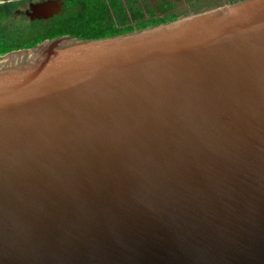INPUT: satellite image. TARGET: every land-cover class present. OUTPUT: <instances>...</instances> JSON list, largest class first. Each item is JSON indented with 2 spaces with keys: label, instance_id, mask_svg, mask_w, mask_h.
<instances>
[{
  "label": "water",
  "instance_id": "95a60500",
  "mask_svg": "<svg viewBox=\"0 0 264 264\" xmlns=\"http://www.w3.org/2000/svg\"><path fill=\"white\" fill-rule=\"evenodd\" d=\"M0 264H264V0L0 56Z\"/></svg>",
  "mask_w": 264,
  "mask_h": 264
},
{
  "label": "trees",
  "instance_id": "16d2710c",
  "mask_svg": "<svg viewBox=\"0 0 264 264\" xmlns=\"http://www.w3.org/2000/svg\"><path fill=\"white\" fill-rule=\"evenodd\" d=\"M33 1L38 0H0V56L63 35L81 39L102 38L158 25L169 19L147 16L144 8L154 10L152 2L147 0H62L64 5L59 14L32 20L21 11ZM128 5H139V19L128 18ZM212 5L204 2L196 10ZM124 8L126 16L123 19L117 17L115 14Z\"/></svg>",
  "mask_w": 264,
  "mask_h": 264
},
{
  "label": "flooded vegetation",
  "instance_id": "af4514ba",
  "mask_svg": "<svg viewBox=\"0 0 264 264\" xmlns=\"http://www.w3.org/2000/svg\"><path fill=\"white\" fill-rule=\"evenodd\" d=\"M139 1L142 2L143 0H139ZM147 1L152 2L154 10L144 8V13L147 16H153L154 18H160V19L169 18L168 20H166V22H168V21L176 20L179 17L192 14L198 11H202L223 3L232 2L233 0H147ZM204 2H209L214 5L203 8L201 10H196V8L201 6ZM28 6L26 8H28ZM127 8H128L127 15L129 19H133V18L139 19L141 15V8L139 7V5L134 7L128 5ZM115 15L123 19L124 16H126L125 8L121 10V12L116 13ZM175 16L176 18H173Z\"/></svg>",
  "mask_w": 264,
  "mask_h": 264
}]
</instances>
